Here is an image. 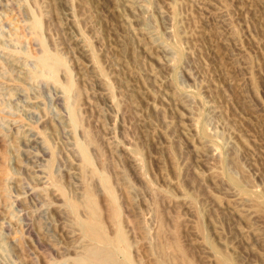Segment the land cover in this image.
Returning <instances> with one entry per match:
<instances>
[{
	"label": "rangeland",
	"instance_id": "rangeland-1",
	"mask_svg": "<svg viewBox=\"0 0 264 264\" xmlns=\"http://www.w3.org/2000/svg\"><path fill=\"white\" fill-rule=\"evenodd\" d=\"M87 193L119 264H264V0H0V264Z\"/></svg>",
	"mask_w": 264,
	"mask_h": 264
},
{
	"label": "bare ground",
	"instance_id": "bare-ground-1",
	"mask_svg": "<svg viewBox=\"0 0 264 264\" xmlns=\"http://www.w3.org/2000/svg\"><path fill=\"white\" fill-rule=\"evenodd\" d=\"M35 25H37V24H35ZM53 59L54 58H52L50 56L48 57L47 55L40 57L39 63H38L40 69L53 71L55 69V62L50 61ZM86 196H87L86 197L87 202L89 204V217L86 220V222H84L82 224V229L84 232L83 235L91 242V244L86 249L83 257H81L79 262H80V264H119L114 260V258L112 256V251H110L111 250L110 247L114 245L113 244L114 239L108 238L105 235L103 228H102V226L98 220V217H97L98 215H96L97 212L95 210L92 198H91L89 193H87ZM119 237L121 238V236H119ZM116 239H117V237H115V241H117ZM96 242H101V243H103L104 246L102 248H98V247L94 246V244H93ZM116 246H115V248H116Z\"/></svg>",
	"mask_w": 264,
	"mask_h": 264
}]
</instances>
